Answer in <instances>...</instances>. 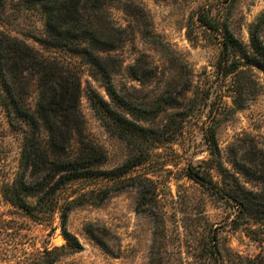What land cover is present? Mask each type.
Returning a JSON list of instances; mask_svg holds the SVG:
<instances>
[{"label":"rangeland","instance_id":"374dc122","mask_svg":"<svg viewBox=\"0 0 264 264\" xmlns=\"http://www.w3.org/2000/svg\"><path fill=\"white\" fill-rule=\"evenodd\" d=\"M43 13L24 0H0V34L77 72L84 134L101 148L105 175L70 183L46 202L34 190L38 196L25 198L19 186L27 127L6 109L0 82V264L264 262V225H232L234 199L263 188L250 168L264 162V73L238 57L237 76L219 67L225 29L251 53L248 30L264 20V0H126L104 8L118 38L100 56L118 114L146 130L138 139L104 128L87 100L91 89L110 104L102 84L86 60L44 45ZM147 29L153 43L141 37ZM12 85L22 105H34L33 88ZM114 170L121 176L110 180ZM65 208L75 251L55 240L64 236Z\"/></svg>","mask_w":264,"mask_h":264},{"label":"trees","instance_id":"16d2710c","mask_svg":"<svg viewBox=\"0 0 264 264\" xmlns=\"http://www.w3.org/2000/svg\"><path fill=\"white\" fill-rule=\"evenodd\" d=\"M24 1L44 12L47 34L44 45L65 50L91 65V77L102 84L110 104L112 103L111 106L105 103L91 89L87 94L90 107L104 128L117 138L118 131L136 139V136H145L142 135L145 129L133 125L118 114V96L111 75L103 66L105 59L100 56L114 50L113 41L118 38V29L111 27L108 17L103 13L104 8L126 0ZM201 22L212 27L210 22L203 19ZM261 32H264L263 19L249 27V54L227 29L221 33L219 67L223 64L224 76H237L239 67L234 61L236 57L264 73V39ZM141 37L148 43L154 42V35L148 29L141 32ZM25 71L30 72V77L23 75ZM0 82L7 98L6 109L27 127L20 158L19 186L25 198L38 196L34 195V190L37 194H42L40 199L46 202L60 188L70 183L103 178L105 174L100 172L101 163L98 158L101 148L90 142L84 134V120L79 109L81 87L78 74L73 68L55 60H45L23 42L0 34ZM12 84L20 86L26 92L33 88L36 93L34 105H22L12 91ZM113 104H116L117 109ZM210 140L214 149L211 156L218 155L212 135ZM251 163L255 164L254 161ZM258 165L261 166L260 170L255 165L250 170L252 176H257L258 173L257 178H263V188L259 192L244 191L241 199H234L233 229L249 222L264 225V162ZM247 170L249 171L244 169V172ZM114 171L115 174L111 172L108 176L110 180L121 176L118 170ZM190 178L196 180L199 177L195 173ZM68 211L69 208L61 211L59 219L63 237L75 251L79 247L71 245L65 229Z\"/></svg>","mask_w":264,"mask_h":264},{"label":"water","instance_id":"95a60500","mask_svg":"<svg viewBox=\"0 0 264 264\" xmlns=\"http://www.w3.org/2000/svg\"><path fill=\"white\" fill-rule=\"evenodd\" d=\"M55 240L65 242V238L63 236H58Z\"/></svg>","mask_w":264,"mask_h":264}]
</instances>
